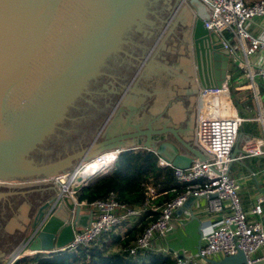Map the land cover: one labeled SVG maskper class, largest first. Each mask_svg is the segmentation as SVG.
Returning a JSON list of instances; mask_svg holds the SVG:
<instances>
[{"label": "water", "instance_id": "water-1", "mask_svg": "<svg viewBox=\"0 0 264 264\" xmlns=\"http://www.w3.org/2000/svg\"><path fill=\"white\" fill-rule=\"evenodd\" d=\"M172 1L0 0V201L8 205V210L3 205L0 210V258H6L24 235L33 255L63 251L74 230L87 227L81 221H89L90 215L81 216L82 208L67 196L60 198L54 183H42L46 180L108 152L118 156L146 150L179 171L187 170L193 159L212 157L195 144L196 98L184 108L181 97L186 91L162 85L184 83L180 65H168L159 50L165 49L174 29L186 26L183 40L191 57L193 47L191 61L202 87L215 80L210 79L212 57L227 58L229 51L182 0ZM153 39L157 49L147 57V41ZM135 64L141 73L132 86L125 66ZM196 84L192 92L197 96ZM175 93L179 96L173 99ZM156 95L161 104L151 116L162 115L165 128H153L145 113V123L133 124L132 118ZM82 104L96 108L91 132L95 139L85 148L88 142L82 145L78 138ZM192 110L194 144L189 143L190 128L180 122ZM131 130L144 137L143 144L123 142L133 138ZM167 133L175 142L164 138ZM12 197H17L14 203ZM199 259L188 264L245 263L242 252L220 260Z\"/></svg>", "mask_w": 264, "mask_h": 264}, {"label": "built area", "instance_id": "built-area-1", "mask_svg": "<svg viewBox=\"0 0 264 264\" xmlns=\"http://www.w3.org/2000/svg\"><path fill=\"white\" fill-rule=\"evenodd\" d=\"M182 1L189 8L192 4H199L205 9L207 19L203 20L204 28L218 35L224 49L229 51L221 78H215L205 87L197 79L200 91L196 96L195 144L212 157L204 161L193 159L185 171L175 170L158 159L157 165L172 169L176 182L183 187L161 207H156L153 202L168 193L156 192L153 187L146 188V201L138 208L118 202L113 193L91 203L78 199L74 190L83 191L86 189L83 184L90 186V177L109 173L117 154L112 162L105 154L89 161L99 163L105 159L109 162L103 170L90 177L80 178L87 162L70 173L42 182L54 183L58 186L60 198H71L91 217L87 227L75 232L72 241L57 253L76 254L82 248L96 246L101 240L109 239L123 224L139 219L144 211L150 210L158 213L156 220L148 224L125 249L128 257L144 255L151 251V243L156 236L166 235L176 210L189 198H204V211L219 215V218L211 231L202 237L203 244L198 254L195 257L190 255L188 259L220 260L242 252L244 264H264V223L248 219L239 196V182L230 176L231 154L237 144L238 131L247 121L238 113L236 94L248 91L252 101H258V85L264 84V0ZM261 156H264V138H247L239 159ZM263 204L264 196L261 195L253 205L251 215L264 217ZM26 250V243L22 242L1 264H17L25 257H32L33 254L25 256Z\"/></svg>", "mask_w": 264, "mask_h": 264}, {"label": "crops", "instance_id": "crops-1", "mask_svg": "<svg viewBox=\"0 0 264 264\" xmlns=\"http://www.w3.org/2000/svg\"><path fill=\"white\" fill-rule=\"evenodd\" d=\"M187 8L193 16H195V14L197 15V13L193 12V10L196 12L193 6H191V8L187 6ZM257 90L258 101L254 100V107L249 102V100L252 101L249 94L247 100L248 104H241L237 101L238 113L247 121L242 123L238 131L237 144L231 154L233 162L230 166V176L239 182V196L242 208L247 214L248 219L259 220L264 223V217L258 218L251 215V210L256 199L261 195L264 196V156L239 159L242 154V145L247 141V138H264V84L259 83ZM257 118H259V121ZM54 186L55 190L59 191L58 186L55 184ZM205 203L206 200L204 198H189L188 201L173 214L166 235L164 237L156 236L154 238L151 243V251L144 255L140 254L136 257L129 258L134 263L143 264L156 255H170L176 260L177 264H188L189 262L196 263V259H188V256L191 255L195 257L194 255L198 254V248L199 246L201 248L203 244L202 237L211 231L212 226L219 218V215L208 214L204 211ZM262 207L264 212V204ZM88 215L86 211H82L81 216ZM139 220L140 219H135L134 221L123 224L111 235V238L118 237L124 239L128 231L138 227ZM83 222L85 224L89 223L88 220L82 219L81 223L84 224ZM79 230L83 229L77 228L74 230V233ZM138 235L139 233L135 235V237ZM25 237L24 235L9 255L22 242L26 241ZM6 258H0V264L3 263Z\"/></svg>", "mask_w": 264, "mask_h": 264}, {"label": "trees", "instance_id": "trees-1", "mask_svg": "<svg viewBox=\"0 0 264 264\" xmlns=\"http://www.w3.org/2000/svg\"><path fill=\"white\" fill-rule=\"evenodd\" d=\"M158 157L146 150L126 151L118 155L113 169L97 177L92 184L77 197L91 203L102 199L110 193L115 194L118 202L130 208H138L146 201V188L153 187L156 192H167V195L154 200L156 207L162 206L183 190L174 177L173 170L157 165ZM157 212L144 211L139 217L138 227L128 231L124 239L109 238L108 243L90 248H82L76 254L53 253L50 255H33L25 257L17 264H137L125 252L148 224L155 221ZM143 264H177L170 255H156Z\"/></svg>", "mask_w": 264, "mask_h": 264}, {"label": "flooded vegetation", "instance_id": "flooded-vegetation-1", "mask_svg": "<svg viewBox=\"0 0 264 264\" xmlns=\"http://www.w3.org/2000/svg\"><path fill=\"white\" fill-rule=\"evenodd\" d=\"M177 0H173L172 3L174 4ZM180 2V0H179ZM180 4V3H178ZM160 7H163V5H161ZM157 16H161V11H158ZM165 16V15H164ZM159 19V18H158ZM157 19V20H158ZM186 32V26L184 25H179L176 29H174L173 33L171 34V36L169 37V40L165 45V49H160L159 50V56H161V58L163 59V61H167L168 65L173 66L174 68L176 67V65H180L181 69V78H182V82L184 83V85L181 87V85H176L174 84L172 81H169L168 83H164L162 85H166L167 88H169L171 91H173L174 86H177L179 89H183V91H186V93L184 95H182L181 99H182V103L184 104V108H186L189 103H191V98L193 99L194 97L196 98V93L195 95H193V88L194 86H196V82H197V75H196V69H195V64L192 63L191 59L193 58V47H192V43H191V53H192V57L190 56V50L187 46V44L184 42V33ZM156 39V38H155ZM151 42L147 41V44H150V49L149 52L146 54V56H151L152 55V51L157 49L156 46V41L154 42V40ZM137 40L140 41V45L143 41L142 36L139 35L137 37ZM152 40V39H150ZM158 41V40H157ZM160 42V41H159ZM146 44V45H147ZM183 50V53H180V50ZM137 51V50H136ZM139 65L135 64L134 67L127 65L125 66V72L127 75V78H129V83L134 86L136 83H138V79L140 77V73L141 70L140 68H138ZM176 95L173 96V99L176 98L177 93H175ZM195 101V100H194ZM161 104V101L157 98V95L154 96L152 99H150V101L147 103L146 107L142 108L140 113H138L137 116H134L132 118V123L134 124V121H137V124L140 125L142 123H145L147 121V116H150L149 120H151L150 122L152 123L153 128L155 129H163L165 122L163 121V117L162 115H156V116H151V112L153 110L156 109V107H159ZM194 103H193V109H194ZM83 108V112L84 114L79 115V118L82 119L83 121V125L81 126L82 132L80 133V135L78 136V138L81 139V144L83 145L85 142H88L86 146H82V148H85L87 146H89L93 140L95 139V134H93V137H91V132L93 133L94 130V124H95V118H93V115L96 113V108L93 107V105H89V104H82L81 106ZM93 113V114H92ZM145 113V114H143ZM180 122L187 130L188 127L190 128L189 130L191 131V138L189 139V143L190 144H194V116H193V110L192 112H188L186 114V116H182ZM169 128L170 126H166V129ZM142 129V128H141ZM132 134L134 135L133 138L127 139L123 142H128V141H136L139 142L140 144H143L144 142V137H142L141 135L136 136V131L135 130H131ZM169 136V137H168ZM164 138L168 141H172L175 142V139L172 135H170L169 133H167ZM163 138V140H164ZM155 139L158 138L156 137ZM88 140V141H86ZM188 141V140H187ZM72 142V141H71ZM80 144V143H79ZM78 146V145H77ZM81 148H78L77 150H74L73 152L79 151ZM140 151V150H139ZM72 153V152H71ZM33 189L35 187L33 186H28L26 189ZM29 196V195H28ZM17 197H12L9 198L11 199V202H15V199ZM2 205L4 207H6V210H8V205L6 203H4V201H0V210ZM3 241V237L0 236V243H2ZM8 242V241H7Z\"/></svg>", "mask_w": 264, "mask_h": 264}, {"label": "bare ground", "instance_id": "bare-ground-1", "mask_svg": "<svg viewBox=\"0 0 264 264\" xmlns=\"http://www.w3.org/2000/svg\"><path fill=\"white\" fill-rule=\"evenodd\" d=\"M212 63L210 64V67L212 65H214V68L212 69L213 74L211 76V80H214L215 78H221V73L223 72V68L226 65V58H223L222 56H215L212 57ZM117 153L115 152H109L106 153L105 156L106 158L109 160V162H112V159L115 157ZM109 162L102 160L101 162H89L87 163L84 168L81 170L82 172H80V178H86V177H90L91 175L100 172L101 170H103L106 166H108ZM79 178V179H80ZM85 187V184H83V188ZM25 255H32V252L30 251H25Z\"/></svg>", "mask_w": 264, "mask_h": 264}, {"label": "rangeland", "instance_id": "rangeland-1", "mask_svg": "<svg viewBox=\"0 0 264 264\" xmlns=\"http://www.w3.org/2000/svg\"><path fill=\"white\" fill-rule=\"evenodd\" d=\"M257 1V0H255ZM193 8L196 10V13H197V17L200 19V20H206L207 19V13L205 11L204 8H202L199 4H192ZM248 94L251 96L250 92L248 91H240L236 94V100L239 101V103L241 104H248L247 103V100H248ZM249 102L253 105L254 107V102L253 101H250ZM136 152V151H134ZM110 241V239L108 238H105L103 240H101L99 243H97V246H100L102 245L103 243H108ZM196 255V254H195ZM194 255V256H195Z\"/></svg>", "mask_w": 264, "mask_h": 264}]
</instances>
